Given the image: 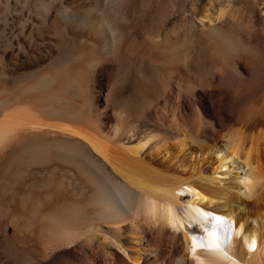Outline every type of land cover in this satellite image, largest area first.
Returning <instances> with one entry per match:
<instances>
[{"label":"bare ground","instance_id":"1","mask_svg":"<svg viewBox=\"0 0 264 264\" xmlns=\"http://www.w3.org/2000/svg\"><path fill=\"white\" fill-rule=\"evenodd\" d=\"M137 7L0 0V264H264V86L225 114L181 99L236 89L209 80L207 46L236 75L264 47L211 7L205 40H134ZM131 51L164 74L162 102L110 95Z\"/></svg>","mask_w":264,"mask_h":264},{"label":"rangeland","instance_id":"2","mask_svg":"<svg viewBox=\"0 0 264 264\" xmlns=\"http://www.w3.org/2000/svg\"><path fill=\"white\" fill-rule=\"evenodd\" d=\"M137 4L138 11L131 14L130 19L131 17L132 19L131 21L129 20L130 25L128 27L129 35L131 38L135 37L133 38L134 40H145L147 37V39H150L151 37L158 35L161 36V38H178L185 36L188 37V39L190 38L191 41L200 39L202 34L199 29L200 22L198 18L200 15H202L207 7H211L213 11L222 10L223 15L225 14L223 18H226L227 22L231 20L234 25L233 28L236 31L244 35H249L252 33L253 36L258 37L262 46L264 47V0H137ZM224 11L226 13H224ZM201 39L205 40L203 36ZM135 46H137V44ZM192 47L193 45H190L189 49L192 50L194 55L196 53L197 56L198 52H196L195 48ZM208 48H211L210 45L205 48L207 53L203 55V57L206 59V68L209 65L208 69H205V73H207L208 76L206 74L205 76L208 78L210 76L211 80H213L212 83H215V85H220V87L226 86L225 88L227 89L228 87L230 90V86H234L236 88L235 91L232 87L230 92L222 95L214 94V96L211 91L203 90L202 94H198V97L197 94L195 95V91L191 93H183L181 99L185 104H188V101H190L193 97L192 99H195L200 104H202V101L200 100L201 98H205L206 105L210 107L212 113L225 114L229 112L228 102L233 100L234 96H236V98H238L237 96L241 98L243 95V97H249L252 93L250 91H252L253 88L258 85L264 86V54L261 60L257 58L254 59L255 57L249 55V59H243L240 62L237 61L238 68L240 67V74L236 75L234 72H229L231 71L228 70L230 69V66H228L223 58V61L221 60V62L219 59H217V54L214 55V53H212V49ZM133 52L134 51L129 52V54L124 58V63L121 62V64H117L113 62V64H116V69L114 68V70L111 71V76L104 75V79L108 81H106L108 84L113 85L114 83L115 85L112 86L110 95L118 103L124 105V108L128 107L130 110H136L138 107V102L141 100H144L148 103H153L155 99L158 98L162 102L163 97L161 96V93L167 87V79L159 70L158 66L151 64L149 60L147 61V58L143 59L141 56L136 55V53L133 54ZM207 57H212L213 59L209 58V61ZM216 63L219 65V67ZM220 64L226 66L223 67V65L220 66ZM120 65L121 69L119 68ZM225 68L228 70V74H226L227 72ZM218 69L221 70L218 71ZM219 72H222V75H225L222 76ZM211 74H214L215 76H212ZM240 75L242 77H240ZM197 77L198 76L193 74V79L195 82L197 81ZM207 77H205V80L209 81L210 78L208 80ZM249 83H251L252 86ZM171 86L173 87L174 91L173 95L176 97L177 88H175L176 84L174 81L171 82ZM238 87L240 90H238ZM236 90H238L239 93H237L238 91L236 92ZM262 92H264V90L255 96V99H258H256L257 103L255 102V104L262 108L261 110L264 112V93ZM221 97L225 98L222 99L223 102L221 101V104H218L217 101ZM159 112L162 114L161 110H159ZM165 114L166 113H163L162 115L164 116Z\"/></svg>","mask_w":264,"mask_h":264}]
</instances>
